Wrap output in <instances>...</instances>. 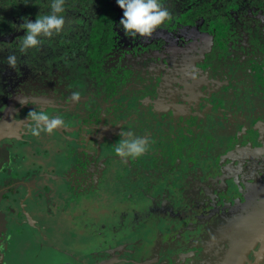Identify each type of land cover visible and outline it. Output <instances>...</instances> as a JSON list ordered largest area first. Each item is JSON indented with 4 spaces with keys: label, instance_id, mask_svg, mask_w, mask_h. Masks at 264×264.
Returning <instances> with one entry per match:
<instances>
[{
    "label": "flooded vegetation",
    "instance_id": "obj_1",
    "mask_svg": "<svg viewBox=\"0 0 264 264\" xmlns=\"http://www.w3.org/2000/svg\"><path fill=\"white\" fill-rule=\"evenodd\" d=\"M162 2L172 19L129 38L116 0H66L64 30L21 54L22 17L50 0H0V60L18 57L0 63V264H264V0ZM33 108L64 125L33 136ZM103 131L148 139L139 168L80 157ZM211 183L220 194H205ZM87 211L121 214L99 229L110 247L55 238Z\"/></svg>",
    "mask_w": 264,
    "mask_h": 264
},
{
    "label": "clouds",
    "instance_id": "obj_2",
    "mask_svg": "<svg viewBox=\"0 0 264 264\" xmlns=\"http://www.w3.org/2000/svg\"><path fill=\"white\" fill-rule=\"evenodd\" d=\"M65 3L66 0H50L48 14L41 15L35 20L22 17L23 23L18 27L24 30V34L17 44L21 54L28 53L30 49H38L42 44V37H52L64 30ZM116 4L123 9V16L117 27L129 38L151 36L161 25L172 19V14L163 6L162 0H116ZM0 63H6L9 68L16 69L18 57L13 52L4 60H0ZM78 98L79 94L74 92L73 99ZM27 120L33 136H39L41 132L52 133L65 123L60 116L50 117L43 109L36 108L29 110ZM148 147L147 138L134 136L128 132L125 138L115 145L114 151L121 157L139 158Z\"/></svg>",
    "mask_w": 264,
    "mask_h": 264
},
{
    "label": "rangeland",
    "instance_id": "obj_3",
    "mask_svg": "<svg viewBox=\"0 0 264 264\" xmlns=\"http://www.w3.org/2000/svg\"><path fill=\"white\" fill-rule=\"evenodd\" d=\"M114 101H116V100H114ZM70 106H71V110H73L75 108L72 105H70ZM105 106H106V111L103 113V119L109 120L112 117L113 118L116 117L117 114L115 115L113 101L111 100L109 102H106L105 103ZM248 130H249V128H248ZM249 131H251V130H249ZM26 135H29V134L28 133L24 134V136H26ZM97 135H100V136L99 137H95L94 139L92 138V139L81 140L82 142H80V146L77 149V152H80L81 151L80 152V157H83V154L85 153V156L88 157V159H89L88 161L90 163L92 162L91 165H92L93 168L96 166L95 164H93L94 160L95 159H98V157H100V159L102 157L104 158V156H105V158H112V160L113 159H116V161L114 163H111V164L113 166H115V167H118V169L119 168L122 169V168H124V166H126L127 169H130V170L134 171V167L135 168H139V165H141L143 163V162L142 163H139V159L138 158L121 157V156H119V155H117L115 153L114 147L118 143V141L116 140V138H115L116 136H115V134L113 132L104 133V131H103V132H101V134H97ZM74 137H76V138L79 139V135L78 134L76 136H74ZM93 137H94V135H93ZM2 138H3V136L1 135L0 136V140ZM88 138H90V137H88ZM19 140H21V139L19 138ZM19 153H22V152L19 151ZM114 153L117 156L115 158H114ZM74 156H75L74 154H73L72 158L70 156L69 160L72 161V162H74L75 159L72 160L74 158ZM142 156L144 157L145 156V153ZM75 158H77V157H75ZM75 164H76V162H75ZM14 168H15V170H13V173H15L17 170H22L23 169V164H20L19 166L16 165ZM205 168L206 167H204V170H205ZM195 169L196 168H194V170ZM207 171L204 172V175L202 174V175L198 176V178H202L203 176H205L206 173H207ZM185 172H187V171H184L182 173L184 174ZM110 173H112V172H109V173L106 172L105 175L107 176V178H110L109 177V174ZM200 180L201 179H199V181ZM104 181L106 182V177H105ZM104 181H103V183H104ZM33 184H35L34 179H33ZM194 184L197 185V183H194ZM209 187H210L209 190H208V193L209 194H207V191H206V189H205L204 186L198 185V187L196 189L199 190V192L201 191L202 193H205V191H206V193H205L206 195L220 194V191L212 190L215 187L212 183L209 185ZM37 192L39 193V195L40 194L43 195V192L40 189L37 190ZM48 198L51 199L50 196ZM1 199H4V195H3L2 192H0V203L2 201ZM69 199H71V198H69ZM122 204L124 205V203H121V205ZM93 209H94V207H93ZM70 210H72V209H69V210L66 209L65 210L64 208L61 207V210L60 211H63L65 213H68L69 214ZM85 214H86V215H84L85 216V219L82 220L81 223L83 224V222H86L89 227L88 226H85L86 229L85 228H82V225H81L80 221H78V224H74V222H72V219H69V225H65L64 226V230L66 231V233H64V230L59 231V233L56 232V233H54L55 238L58 241L61 242L63 239H65V240L68 239V238L67 239L64 238L66 235H70V239H71V235L72 236H75V235H77V233L79 235H81V233H83V234L85 233V235L88 236V237L87 238H84V242H85V243H83L84 245L87 244V243L89 245L94 243V245L96 247L101 248V249H105V248L110 247L113 244V242H114V241L113 242L110 241L111 234L108 233L106 235L105 233H103V234L98 235L99 232H102L99 229L101 228L102 223L105 224V225L108 224V225L112 226L113 225V222L116 221V218L115 217L116 216H119V215L121 216V214H118V212H117L115 217H107V218L105 217L106 220H104V218H102V217L100 218V216L97 213H94V212L87 211ZM79 216H80V214H79ZM125 216H127V215H123V217H125ZM70 217H72V218L75 217V219H76L77 218V213L71 212V214L69 215V218ZM91 217H93V218H91ZM5 219H7V213H6L5 208H2L0 210V221L2 222V220H5ZM85 220H87V221H85ZM123 220H125V219L123 218ZM132 220H133V216H132V218L129 217L128 223L126 221V223H127L126 226H131L132 225L131 223H133ZM99 224H100V226H99ZM104 227L106 228V226H104ZM60 232H61V237L59 238L58 236L60 235ZM117 232H118V234H123V233H121V229L119 231H117ZM128 237L129 236L126 235L125 237H123V239H128ZM77 238L78 237L76 236L73 239L76 244H78L77 242H81V241H75V240H78ZM74 242L72 241L71 244L69 243V244H61V245H66V247L68 246V247H72V249H74V248H77L76 245L73 246ZM1 246H3V245H1ZM60 248H62V247H60ZM3 250H5V249L3 248ZM81 250L84 251V252L89 251L86 246L85 247H82L81 246ZM57 253H58V251H57Z\"/></svg>",
    "mask_w": 264,
    "mask_h": 264
},
{
    "label": "trees",
    "instance_id": "obj_4",
    "mask_svg": "<svg viewBox=\"0 0 264 264\" xmlns=\"http://www.w3.org/2000/svg\"><path fill=\"white\" fill-rule=\"evenodd\" d=\"M100 19L102 20L103 17H101ZM105 21H106L105 19L102 20V22H105ZM98 24H99V23H98ZM101 31L103 32V23L101 24ZM91 38L96 39L95 36H92ZM96 40H98V38H97ZM96 40H95V41H96Z\"/></svg>",
    "mask_w": 264,
    "mask_h": 264
},
{
    "label": "crops",
    "instance_id": "obj_5",
    "mask_svg": "<svg viewBox=\"0 0 264 264\" xmlns=\"http://www.w3.org/2000/svg\"><path fill=\"white\" fill-rule=\"evenodd\" d=\"M30 249H32V248L30 247Z\"/></svg>",
    "mask_w": 264,
    "mask_h": 264
}]
</instances>
